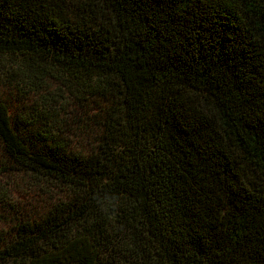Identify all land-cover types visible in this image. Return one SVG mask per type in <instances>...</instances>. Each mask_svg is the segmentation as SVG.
<instances>
[{
	"label": "trees",
	"instance_id": "trees-1",
	"mask_svg": "<svg viewBox=\"0 0 264 264\" xmlns=\"http://www.w3.org/2000/svg\"><path fill=\"white\" fill-rule=\"evenodd\" d=\"M3 69L0 173L67 193L0 264H264V0H0Z\"/></svg>",
	"mask_w": 264,
	"mask_h": 264
},
{
	"label": "rangeland",
	"instance_id": "rangeland-1",
	"mask_svg": "<svg viewBox=\"0 0 264 264\" xmlns=\"http://www.w3.org/2000/svg\"><path fill=\"white\" fill-rule=\"evenodd\" d=\"M6 63L9 64V62ZM33 97L35 96L29 93L25 99H22L13 84L6 78L5 69L2 70V73H0V98L7 103L10 110L27 111L28 113L30 108V111H34L31 106L36 103L33 102L36 98ZM76 120H71V122L76 123ZM71 126L74 133L80 132L77 126ZM89 140H91V137L86 138L85 134H81L78 139H75L77 141L76 145L79 144V149L85 152L88 150L87 142ZM1 160L2 156L0 155ZM66 193L65 188H58L51 183H47L45 179L38 175L0 173V201L2 200L1 197L9 198L7 202L0 203V228L5 233L11 232L16 222L21 219L38 217L57 200L65 199Z\"/></svg>",
	"mask_w": 264,
	"mask_h": 264
}]
</instances>
